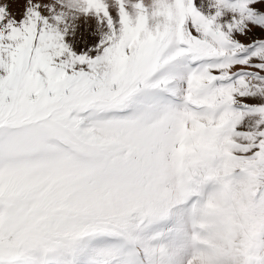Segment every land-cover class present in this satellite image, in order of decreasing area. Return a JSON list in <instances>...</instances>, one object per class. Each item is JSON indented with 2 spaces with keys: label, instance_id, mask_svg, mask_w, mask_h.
<instances>
[{
  "label": "snow or ice",
  "instance_id": "obj_1",
  "mask_svg": "<svg viewBox=\"0 0 264 264\" xmlns=\"http://www.w3.org/2000/svg\"><path fill=\"white\" fill-rule=\"evenodd\" d=\"M0 264H264V0H0Z\"/></svg>",
  "mask_w": 264,
  "mask_h": 264
},
{
  "label": "rangeland",
  "instance_id": "obj_2",
  "mask_svg": "<svg viewBox=\"0 0 264 264\" xmlns=\"http://www.w3.org/2000/svg\"><path fill=\"white\" fill-rule=\"evenodd\" d=\"M20 7L22 8V7H23V5L21 4V5H20ZM13 11H16V8H15V7L13 8Z\"/></svg>",
  "mask_w": 264,
  "mask_h": 264
}]
</instances>
